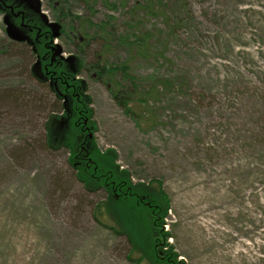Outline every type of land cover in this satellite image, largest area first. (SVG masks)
Returning <instances> with one entry per match:
<instances>
[{
  "label": "rangeland",
  "instance_id": "obj_1",
  "mask_svg": "<svg viewBox=\"0 0 264 264\" xmlns=\"http://www.w3.org/2000/svg\"><path fill=\"white\" fill-rule=\"evenodd\" d=\"M38 1L54 19L59 1ZM135 1L114 12L118 34L149 30L155 50L150 60L137 56L132 72L148 82L171 78L175 87L148 129L85 71L92 110L85 130L93 126L101 154L115 151L134 183L162 181L163 245L177 262L264 264V0H166V19L133 12ZM67 4L87 14L79 1ZM97 8L94 19H103L107 9ZM8 40L0 15V264H160L150 260L147 229L140 225L136 248L126 233L97 221L107 191L83 182L68 149L45 146L44 123L59 104L31 75L43 73L37 58ZM54 44L64 57L76 53L66 37ZM99 48L94 42L88 60ZM111 52L115 60L128 55ZM133 208L146 224L145 212Z\"/></svg>",
  "mask_w": 264,
  "mask_h": 264
},
{
  "label": "trees",
  "instance_id": "obj_2",
  "mask_svg": "<svg viewBox=\"0 0 264 264\" xmlns=\"http://www.w3.org/2000/svg\"><path fill=\"white\" fill-rule=\"evenodd\" d=\"M53 1L59 2L57 5L52 4L54 19L50 21L52 31L50 40L54 49L52 52L54 54L58 52V56H55L54 61L52 57L38 59V63L42 64L43 73H31L37 82L48 85L49 92L56 98V104H59V107L50 109L47 114L44 123L45 146L50 150L68 149L71 166L83 182L95 183L97 187L107 191L106 202L96 205L97 221L116 232L126 233L136 248L137 244H141L140 240L137 241L138 236L144 240L143 235L140 231L138 232L141 225V228L147 229L146 233L149 232L152 239L150 242L153 249H151L150 260L160 264H182L181 261H176L177 255L173 251H167L170 245L168 243L163 245L164 240L169 236L164 229L165 212L169 208L162 210L167 199L160 189L162 181H152L147 185L134 183L130 171L122 170L121 165H116L115 151L110 150L101 154L93 141V136L85 130L88 125L87 122L85 126V120L90 121L92 117V110L89 107L90 97L87 95L88 86L81 76L85 71H92V76L104 82L118 105L135 117L141 127L151 129L159 123L158 104L167 88L175 87V82L167 77H157L149 82L141 80L132 72L131 67L132 61L137 56L146 60L153 57L155 48L152 32L149 30L137 32L129 28L118 34L114 12L118 11L120 6H128L129 0L120 2L118 0H75L87 8L85 15L71 13L67 4L70 0ZM97 4L108 11L103 19H94L99 12ZM166 6V0H136L132 10L133 12L145 11V14L150 17L160 14L166 19L168 17ZM7 35L9 42L26 49L27 53H32L35 58L38 55L43 56L46 51L42 45H36L33 49L24 41L13 39L9 33ZM65 37L74 46L76 52L74 55L64 57L63 53L59 52L61 49L59 44H54V40ZM94 42H99L100 48L96 51L95 58L88 60V52ZM111 47L126 50L127 57L124 60L111 59ZM176 82L181 85L179 80ZM19 97L12 93V99L17 100ZM60 100H62L61 104ZM61 112L66 117L60 115ZM91 127L90 130H92ZM90 158L94 162L93 165L90 163ZM155 183L158 185H154ZM134 204L139 211L145 212L143 215L146 216V224L139 223L135 214L136 210L133 208ZM103 218L113 220V223H106ZM165 248H167L166 251Z\"/></svg>",
  "mask_w": 264,
  "mask_h": 264
},
{
  "label": "flooded vegetation",
  "instance_id": "obj_3",
  "mask_svg": "<svg viewBox=\"0 0 264 264\" xmlns=\"http://www.w3.org/2000/svg\"><path fill=\"white\" fill-rule=\"evenodd\" d=\"M38 2L34 0H0V15L6 27V33L8 32L13 39L24 41L33 49L36 45H42L46 49L43 56L36 57L37 60L52 57L51 59L54 61L58 52L55 54L52 52L54 51L50 40L52 35L50 21L52 22V20L43 17V10ZM41 65L40 62L39 66Z\"/></svg>",
  "mask_w": 264,
  "mask_h": 264
},
{
  "label": "water",
  "instance_id": "obj_4",
  "mask_svg": "<svg viewBox=\"0 0 264 264\" xmlns=\"http://www.w3.org/2000/svg\"><path fill=\"white\" fill-rule=\"evenodd\" d=\"M34 1H38V0H34ZM46 16V15H45ZM61 51V49H59V52ZM90 135H91V133H90Z\"/></svg>",
  "mask_w": 264,
  "mask_h": 264
}]
</instances>
